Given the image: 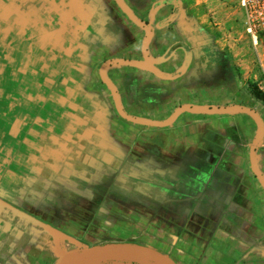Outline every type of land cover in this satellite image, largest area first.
I'll return each instance as SVG.
<instances>
[{
	"label": "rangeland",
	"instance_id": "rangeland-1",
	"mask_svg": "<svg viewBox=\"0 0 264 264\" xmlns=\"http://www.w3.org/2000/svg\"><path fill=\"white\" fill-rule=\"evenodd\" d=\"M194 1L210 6L211 20L227 22L224 26L226 32H238L248 37L246 41L233 43L231 49L241 59V66L254 68L264 89V58L258 57L264 53V42L260 39L255 46L246 34L245 16L238 0ZM45 2L53 10L57 11L62 6L66 13L75 15L74 0H0V209L5 206L12 208L11 213L0 215V264H11L12 261L34 264L37 256L47 258L49 264H61L66 255L73 258L84 249L111 243L151 246L175 257L180 264H192L188 262L193 260V247L186 241L191 243L193 236L188 232L194 229V220L202 226L207 223L203 213L213 204V199L202 200L207 193L204 192L207 178L201 172L203 164L201 168L192 164H201L206 155L202 150L207 147L195 143L188 156L175 154L172 160L162 162L160 153L170 157L177 148L186 155L176 133L167 131L166 134L155 135L150 129L143 128L138 136L131 126L125 129L116 123L118 128L111 125L112 128L101 131L93 128L95 117L92 111L80 118L75 107H93V101L78 100L72 105H62V100H38V96L46 98L53 95L48 85L57 76L50 68H55L52 60L58 57L65 77L72 73L67 65L74 62L51 46H48L50 54L46 56L51 64L41 60L45 40L42 35L59 29L54 24L58 15L47 14ZM45 14L47 16L44 17ZM45 19L50 23L42 25ZM73 25L84 35L102 31L101 26H91L80 18ZM32 48L30 56L33 63L22 69L21 61L25 58V63H28L27 52ZM244 78L235 97L227 89L219 100H243L239 106L251 108L264 117V104L247 90L248 83L257 84L256 79H250L245 72ZM169 102L171 105L167 104V110L162 111L163 119L151 121L166 122L182 106H176L174 100ZM189 103L187 105L201 108L238 105L221 106L202 100ZM111 110L120 118L114 103ZM148 114L153 115V111ZM206 115L208 117H204V121L210 122L219 113ZM175 122L169 126L173 127ZM196 127L201 128L199 125ZM118 137L123 138L130 148L129 155L125 146L120 147L122 152L104 148L120 146ZM71 147L92 148L93 153L99 150L103 158L98 161L101 164L92 167L72 161L65 167L61 166L59 158L64 155L73 157L66 151ZM106 157L109 161H105ZM180 165L184 168L181 169ZM208 190L212 198H218L217 189L216 192L212 187ZM153 193H158L155 195L157 199L153 198ZM168 199L177 205L170 204ZM79 200L81 206L78 205ZM96 205L101 212L96 213L93 207ZM64 206L71 210L66 212ZM196 210L199 217L195 215ZM218 212V207H215L212 215ZM55 217L62 220L55 223ZM42 232L48 235L41 237ZM41 240L47 242L43 245ZM14 243H17L15 247ZM39 248L43 251L40 252ZM196 252L200 254V251ZM2 254L10 256V261H3ZM118 254L123 253L95 258L91 264H135L134 259L118 257Z\"/></svg>",
	"mask_w": 264,
	"mask_h": 264
},
{
	"label": "crops",
	"instance_id": "crops-1",
	"mask_svg": "<svg viewBox=\"0 0 264 264\" xmlns=\"http://www.w3.org/2000/svg\"><path fill=\"white\" fill-rule=\"evenodd\" d=\"M123 1L153 30L149 46L152 63L149 68L125 63H114L106 68L109 83L115 88L119 100L125 103V111L130 115L146 120H161L162 111L167 110V104L171 100L178 107L191 104L189 102L195 104L198 100L219 103L221 106L232 103L240 105L243 100L219 98L225 96L227 89L235 97L237 90L242 87L244 72L250 79L254 77L263 89L254 68L241 66V59L231 49L233 43L246 41L248 37L238 32H226L224 26L227 22L224 20H211L210 6L207 3L204 5L194 0ZM74 2L75 15L60 11L57 21L59 29L42 35V39L45 36V48L51 46L56 52L68 55L74 60L67 65L72 73L65 77L61 62L55 57L56 60H52L55 68H51L57 76L48 84L53 95L46 98L38 96V100H62V105H72L78 100L93 101V107H75L79 110L80 118L85 117L89 110L92 111L95 117L93 128L101 131L108 130L111 125L118 128L114 124L116 123L125 129L131 126L138 136L143 128L150 129L155 135L174 132L186 155L177 148L170 157L160 153L159 160L162 162L172 160L175 154L180 157L188 156L195 143L207 147L202 150L207 156V160L202 161L203 168L198 165L200 163L192 164L201 168L202 174L207 178L204 188L207 193L202 200L213 199V204L203 213L207 223L202 226L194 220V229L191 228L188 232L193 240L191 243L187 240L186 244L192 245L194 252L192 262L188 263L264 264V134L255 149L254 142L259 130L257 120L248 113H221L207 122L204 121V117H208L206 113L185 111L178 116L173 127H158L129 122L121 116L118 118L111 110L112 103L116 107L117 104L113 89L103 80V67L111 60H131L146 64L144 47L148 31L131 19L116 0ZM53 12V9L48 10V13ZM79 18L91 26H101L102 31L96 34H80V29L73 25ZM46 23L50 21H42L43 25ZM47 54L50 52L47 51ZM258 57L264 58V53ZM135 100L136 103L133 102ZM150 111H153V115H147ZM259 117L264 126V117L260 114ZM197 125L201 128H197ZM118 138L121 139L120 146L104 148L122 152L120 147L125 146L129 155L130 148L123 138ZM162 143L160 140V145ZM161 148L162 146L159 148L160 152ZM90 149L71 147L66 151L73 154V157L64 155L58 159L59 163L65 167L74 161L96 167L103 158L99 155V150L93 153ZM105 161H109V158L106 157ZM180 168L184 167L180 165ZM90 176L93 179V175ZM210 187L215 192L217 189L218 198H212V194H208ZM214 206L219 211L215 216L212 215ZM11 209L2 207L0 215L11 213ZM197 212L196 210L195 215ZM42 235L48 234L42 232L41 237ZM46 242L41 240L43 245ZM16 245L14 243V247ZM39 249L40 252L43 251L42 248ZM196 251H200V254ZM2 255L3 261H10V256ZM47 261V258L37 256L34 264H49ZM135 263L146 264L138 261ZM11 264L17 263L12 261Z\"/></svg>",
	"mask_w": 264,
	"mask_h": 264
},
{
	"label": "water",
	"instance_id": "water-1",
	"mask_svg": "<svg viewBox=\"0 0 264 264\" xmlns=\"http://www.w3.org/2000/svg\"><path fill=\"white\" fill-rule=\"evenodd\" d=\"M118 5L122 7V9L128 14V16L133 19L135 22L138 24L144 26L147 31H148V38L145 43L144 47V54L146 57V64L139 63L137 61H131V60H111L108 61L102 70V76L103 80L109 84V86L113 89L114 94H115V99L117 103V107L121 113V115L127 119L128 121L135 122L138 124H143V125H152V126H169L173 122H175L178 118V116L185 111H195L199 113H248L252 115L258 123L259 130H258V135L257 138L254 142V148L256 149L257 145L259 144L260 140L262 139V136L264 134V126L263 123L259 117V114L255 112L253 109L244 107V106H231V107H219V108H201V107H196V106H190V105H185L181 106L178 108V110L175 112L174 116L166 121V122H156V121H151V120H146V119H141V118H136L131 115H129L123 108L119 97L116 93L115 88L113 87L112 84L109 83L106 75V68L108 65L114 64V63H125L131 66L135 67H142V68H149L151 66V57L149 55V46L152 40L153 36V30L151 26L144 22L143 20L139 19L136 14L127 6V4L123 0H116ZM255 152V151H254ZM255 158V156H254ZM259 174V173H258ZM110 253H134V254H140L144 255L146 257H149L153 262L157 264H178L170 255L163 253L162 251L151 247L147 245H139V244H132V243H111L105 246H100V247H90L87 249L82 250L78 255L75 257H70L66 255L61 262V264H91V262L98 257H102L104 255L110 254ZM113 264V263H112ZM139 264V263H135Z\"/></svg>",
	"mask_w": 264,
	"mask_h": 264
},
{
	"label": "built area",
	"instance_id": "built-area-1",
	"mask_svg": "<svg viewBox=\"0 0 264 264\" xmlns=\"http://www.w3.org/2000/svg\"><path fill=\"white\" fill-rule=\"evenodd\" d=\"M238 6L244 12L245 31L253 44L257 46L260 39L264 42V0H238Z\"/></svg>",
	"mask_w": 264,
	"mask_h": 264
},
{
	"label": "flooded vegetation",
	"instance_id": "flooded-vegetation-1",
	"mask_svg": "<svg viewBox=\"0 0 264 264\" xmlns=\"http://www.w3.org/2000/svg\"><path fill=\"white\" fill-rule=\"evenodd\" d=\"M46 3V5L44 6L45 7V9L46 8H48L47 9V11L48 10H50L51 8H52V6L48 3V2H45ZM43 7V6H42ZM62 7V6H61ZM53 9V8H52ZM60 11H66V9H64L63 7L62 8H57V11L54 9V12L52 13V14H57L58 15V17H57V21L59 20L58 18L60 17ZM47 14H51V13H47ZM45 16V15H44ZM38 18L39 17H36L35 19L36 20H38ZM57 21H55L54 22V24L55 25H57L58 27H59V25L57 24ZM43 25V24H42ZM57 30H53V32H56ZM48 47V46H47ZM47 47L45 48L43 45H42V48H41V51H42V54H43V56H42V58H41V60H43L44 62L46 61V63L47 64H51V63H49L48 62V60H47V58H46V56H48L49 54H47ZM33 51V48L30 50V51H28L27 53H28V56H26V58H28V63L26 64L25 63V58L21 61V66L20 67H22V69H23V67H29L30 66V64L31 63H33V60H32V57L30 56V53ZM26 53L25 52H23V55H25ZM40 59V58H39ZM36 60H38L37 58H36ZM35 60V61H36ZM51 68V67H50ZM52 69V68H51ZM117 104V103H116ZM123 106V105H122ZM118 108V107H117ZM123 108H124V110H125V106H123ZM118 111H119V109H118ZM114 114V113H113ZM119 115L121 116V117H123L122 115H121V113H120V111H119ZM124 118V117H123ZM207 156H205L204 157V159L202 160V161H205V160H207V158H206ZM201 161V164H199V165H202L203 164V162ZM160 193H161V191H159ZM154 194V193H153ZM155 195H157L158 196V193L157 194H154L153 195V198L154 199H157V196H155ZM80 201L81 200H79V202H78V205L79 206H81V203H80ZM168 201L170 202V204H172V205H174V206H176L177 204L176 203H174V202H172L173 200L172 199H168ZM65 207V206H64ZM67 207V206H66ZM65 207V211L66 212H69L71 209H67ZM93 207H95L96 209V213H98V212H101L100 211V208H98L97 209V205L96 206H93ZM55 210H56V207H53ZM49 210H52V209H49ZM48 210V211H49ZM199 210V209H198ZM68 214V213H67ZM55 219H56V222L55 223H58V222H60L62 219H58L57 220V218L55 217ZM159 250V249H158ZM169 255V254H168ZM171 256V255H170ZM178 264H179V260L178 259H176L175 257H173V256H171Z\"/></svg>",
	"mask_w": 264,
	"mask_h": 264
},
{
	"label": "trees",
	"instance_id": "trees-1",
	"mask_svg": "<svg viewBox=\"0 0 264 264\" xmlns=\"http://www.w3.org/2000/svg\"><path fill=\"white\" fill-rule=\"evenodd\" d=\"M247 90L254 99L264 104V90L258 84L249 83Z\"/></svg>",
	"mask_w": 264,
	"mask_h": 264
},
{
	"label": "bare ground",
	"instance_id": "bare-ground-1",
	"mask_svg": "<svg viewBox=\"0 0 264 264\" xmlns=\"http://www.w3.org/2000/svg\"><path fill=\"white\" fill-rule=\"evenodd\" d=\"M110 254H114V253H110ZM116 255V254H115ZM110 257V255H104V256H102L103 258H107V257ZM124 256H127L128 258H130V259H134L135 261H139V262H144V263H146V264H155V262L153 263V262H151V261H149L148 259H150L149 257H146V256H144V255H140V254H134V253H123V254H118V257H124ZM114 257H116V256H114ZM146 257V258H145ZM101 258V257H100ZM148 258V259H147ZM124 259V258H123ZM151 260V259H150ZM157 264V263H156Z\"/></svg>",
	"mask_w": 264,
	"mask_h": 264
}]
</instances>
